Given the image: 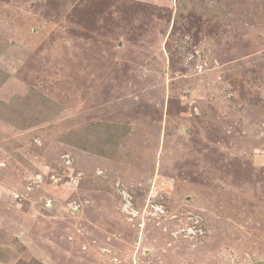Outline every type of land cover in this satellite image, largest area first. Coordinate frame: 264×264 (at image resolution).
<instances>
[{
	"label": "rangeland",
	"instance_id": "1",
	"mask_svg": "<svg viewBox=\"0 0 264 264\" xmlns=\"http://www.w3.org/2000/svg\"><path fill=\"white\" fill-rule=\"evenodd\" d=\"M31 92L0 264H264V0H0V106ZM95 125L111 157L66 142Z\"/></svg>",
	"mask_w": 264,
	"mask_h": 264
},
{
	"label": "trees",
	"instance_id": "2",
	"mask_svg": "<svg viewBox=\"0 0 264 264\" xmlns=\"http://www.w3.org/2000/svg\"><path fill=\"white\" fill-rule=\"evenodd\" d=\"M11 106H0V119L13 124L22 121L23 126L35 124L37 118L44 120L46 116L55 114L54 107L45 97L31 92L26 97H15ZM5 112V114H4ZM17 116V117H16ZM25 123V124H24ZM100 126V127H99ZM127 131L124 127L115 125H95L90 128L71 133L66 142L81 148H89V152L100 156L111 157L113 146L123 140Z\"/></svg>",
	"mask_w": 264,
	"mask_h": 264
}]
</instances>
